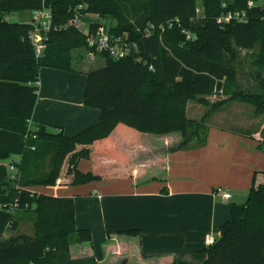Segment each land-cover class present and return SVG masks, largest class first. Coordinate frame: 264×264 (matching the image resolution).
Returning a JSON list of instances; mask_svg holds the SVG:
<instances>
[{"label": "trees", "instance_id": "trees-1", "mask_svg": "<svg viewBox=\"0 0 264 264\" xmlns=\"http://www.w3.org/2000/svg\"><path fill=\"white\" fill-rule=\"evenodd\" d=\"M247 1L200 0L201 15L196 16L198 0H0V264H100L90 254L71 256L72 245L91 248L90 231L75 225L72 200L28 189L76 186L129 175L102 176L94 164L87 172L77 167L80 159L92 160L93 154L127 163L128 157L110 139L113 130L127 144L138 143L141 134H176L177 143L168 148L173 151L193 139L203 145L207 116L226 102L241 101L253 107L255 115L264 114V7L247 9ZM42 6L50 9L52 22L58 26L67 24L75 14L110 17L116 21L109 27L110 34H126L136 48L135 53L118 60L96 53L104 58V65L87 72L82 102L97 109L99 119L72 136L49 132L43 124L29 127L39 69L71 71L69 52L87 49L85 36L67 26L49 31L41 56L35 58L28 38L31 25L7 18ZM228 10H245L247 20L220 26L216 18ZM171 18H178L180 27L158 28ZM148 24L155 25L151 35L144 34ZM96 25L89 23V28ZM182 28L195 38L185 40ZM257 43L254 65L259 91L249 93L234 84V51L252 50ZM226 83H233L230 94L231 85ZM221 89L226 99L214 103L204 99ZM188 101L208 106L201 120L186 117ZM259 147L264 148V141ZM15 156L19 157L17 174L11 179L5 162ZM27 213L33 217V234L2 239L6 229L16 227L18 217ZM115 235L139 243L140 231L125 229ZM203 252L202 264H264V171L253 173L245 203L231 206L230 218L220 226L218 238ZM116 264L185 263L166 257L141 260L136 251L121 253Z\"/></svg>", "mask_w": 264, "mask_h": 264}, {"label": "crops", "instance_id": "crops-1", "mask_svg": "<svg viewBox=\"0 0 264 264\" xmlns=\"http://www.w3.org/2000/svg\"><path fill=\"white\" fill-rule=\"evenodd\" d=\"M88 15L93 18L87 23L100 22L95 14L81 17ZM92 63L101 65L102 61L78 52L71 71L39 69L30 128L43 124L49 132L72 136L97 123L99 111L82 102ZM222 90L204 99L209 103L224 100L228 96ZM207 111L208 106L194 101H188L185 108L186 117L196 121ZM205 125L203 145L193 139L173 151L168 148L177 143L176 134H141L138 143L127 144L113 130L110 139L128 157L127 163L93 154L92 160L80 159L77 167L87 172L94 164L102 176L129 175L28 190L72 200L76 227L87 228L91 234V248L72 245V257L90 254L100 264H116L121 253L138 251L141 260L166 257L202 264L206 258L204 236L218 238L220 226L230 218L231 206L245 203L253 173L264 171V148L259 147L264 141V114L255 115L250 105L232 100L211 112ZM222 193H229V198H223ZM125 229H139V243L115 235Z\"/></svg>", "mask_w": 264, "mask_h": 264}, {"label": "built area", "instance_id": "built-area-1", "mask_svg": "<svg viewBox=\"0 0 264 264\" xmlns=\"http://www.w3.org/2000/svg\"><path fill=\"white\" fill-rule=\"evenodd\" d=\"M264 7L263 3H255L252 0H248L246 3L247 9H250L254 6ZM222 7H226V3H222ZM82 8V5L78 6V9ZM200 10L196 7L195 15L200 16ZM247 20V13L245 10L239 11H223L217 18L216 22L220 26H224L230 22H242ZM31 25V31L29 33V41L33 47L35 58L41 56L43 49L45 48V40L47 34L51 30H58L67 26H73L78 29L84 36L87 45V52L90 56L95 55L96 53H106L111 58L118 60L124 58L128 55L135 53L136 48L135 44L127 39L126 34L122 35H112L109 32V28L105 27L101 23L97 24L94 29L87 26L86 32L81 31V22L78 19H72L64 26L54 25L52 22V14L48 7L42 6L40 9L32 10L30 12V18L27 22ZM174 25L180 27V21L178 18H171L165 21L164 24L158 26L159 29H163L164 26L171 28ZM155 29V25L148 24L144 29L145 35H151ZM181 33L184 35L185 40H192L195 38L194 34L190 31L181 29ZM139 60V59H137ZM149 69H152V66H149ZM34 85L38 88L39 80L34 82ZM38 93V90L37 92ZM33 149V147H31ZM19 161V157L15 156V160L7 163V170L11 179H15L17 174L16 163ZM216 192H221V189H217ZM223 198H229V193H222ZM215 239L212 235L206 234L204 236V245L208 247L214 243Z\"/></svg>", "mask_w": 264, "mask_h": 264}, {"label": "rangeland", "instance_id": "rangeland-1", "mask_svg": "<svg viewBox=\"0 0 264 264\" xmlns=\"http://www.w3.org/2000/svg\"><path fill=\"white\" fill-rule=\"evenodd\" d=\"M263 2L264 0L258 1V3H263ZM197 3H198L197 8L201 9L200 0H198ZM200 15H201V10H200ZM29 18H30V11H26L18 14H12L7 18V20L28 22ZM74 18L80 20L81 31L86 32L87 26L89 24L87 23V21L89 19H92L93 16L88 15L86 18H83L81 17V15L75 14ZM99 21H100L99 23L103 24L107 28L116 25V21L110 17H101L99 18ZM259 45L260 44L257 43L252 50L236 49L234 51L235 53L234 65L236 68V80L234 84H237L240 88L244 89L249 93H254L259 91L258 81H257L258 79L256 78L257 67L254 65V53L256 50L259 49ZM78 52L81 53L82 57L85 55L87 56L89 55L85 48L73 49L69 52V54L72 57V60L76 59V55L78 54ZM95 56L102 61V64L98 65L97 63H92L91 65H88L90 66V68H98L104 65V58L97 54L93 55V57ZM226 84L231 85L227 89L228 91L227 94H230L229 89L231 87L233 88V83H226ZM191 105H193L192 102ZM13 160H15V157H11L5 163L7 164L8 162ZM32 219L33 217L30 213H27L22 217H18V222L16 227L14 228L8 227L2 235V239H8V237L10 236L19 235V234L32 235L33 234Z\"/></svg>", "mask_w": 264, "mask_h": 264}]
</instances>
